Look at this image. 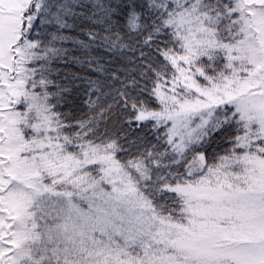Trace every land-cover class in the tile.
Wrapping results in <instances>:
<instances>
[{"label":"snow or ice","instance_id":"snow-or-ice-1","mask_svg":"<svg viewBox=\"0 0 264 264\" xmlns=\"http://www.w3.org/2000/svg\"><path fill=\"white\" fill-rule=\"evenodd\" d=\"M0 264H264V0H0Z\"/></svg>","mask_w":264,"mask_h":264}]
</instances>
